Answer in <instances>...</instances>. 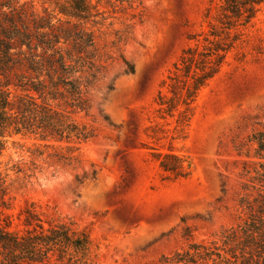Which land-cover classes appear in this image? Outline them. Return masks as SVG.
Returning a JSON list of instances; mask_svg holds the SVG:
<instances>
[{"label": "rangeland", "instance_id": "1", "mask_svg": "<svg viewBox=\"0 0 264 264\" xmlns=\"http://www.w3.org/2000/svg\"><path fill=\"white\" fill-rule=\"evenodd\" d=\"M138 1L141 22L118 14L94 27L97 45L111 60L88 95V114H74L95 129L91 140L72 142L78 161L54 164L49 154L55 149L32 137H17L0 156L8 203L0 205V226L22 230L19 212L32 203L43 218L72 219L90 229L96 264H164L163 257L190 241L209 240L236 224L247 182L243 169L254 160L248 136L264 122L263 4L240 47L199 92L186 136L172 139L171 121L166 138L147 137L162 80L189 36L206 29V9L220 0ZM33 4L40 9L39 0ZM154 148L183 156L189 174L168 177L152 157Z\"/></svg>", "mask_w": 264, "mask_h": 264}, {"label": "trees", "instance_id": "2", "mask_svg": "<svg viewBox=\"0 0 264 264\" xmlns=\"http://www.w3.org/2000/svg\"><path fill=\"white\" fill-rule=\"evenodd\" d=\"M39 1L38 10L34 0H0V156L8 143L18 142L17 137H32L55 149L49 154L54 164L70 167L78 161L72 142L95 137V129L79 123L74 114H88V95L111 60L97 45L94 27L118 14L141 22L144 9L138 0ZM263 4L264 0H220L206 9V29L189 36L190 44L161 82L147 137L166 138L171 121L172 139L186 136L199 92L228 54L240 47ZM121 58L125 70L132 72V64ZM248 141L254 145V160L243 169L247 182L238 198L237 223L209 240L190 241L163 257L164 264H264V122ZM152 157L168 177L190 172L186 159L174 152L154 148ZM95 176L92 171L91 178ZM75 178L81 183L78 175ZM6 179L0 160V205L8 208ZM19 216L22 230H11L9 223L0 226V264H96L98 246L87 227L72 219L43 218L32 203Z\"/></svg>", "mask_w": 264, "mask_h": 264}]
</instances>
